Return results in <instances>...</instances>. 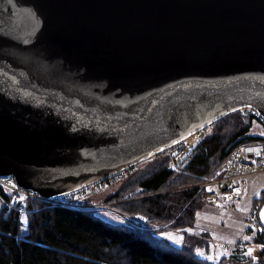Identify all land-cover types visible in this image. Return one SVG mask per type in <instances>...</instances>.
Masks as SVG:
<instances>
[{
	"label": "water",
	"instance_id": "obj_1",
	"mask_svg": "<svg viewBox=\"0 0 264 264\" xmlns=\"http://www.w3.org/2000/svg\"><path fill=\"white\" fill-rule=\"evenodd\" d=\"M243 108L264 119V0H0V175L41 200Z\"/></svg>",
	"mask_w": 264,
	"mask_h": 264
},
{
	"label": "trees",
	"instance_id": "obj_2",
	"mask_svg": "<svg viewBox=\"0 0 264 264\" xmlns=\"http://www.w3.org/2000/svg\"><path fill=\"white\" fill-rule=\"evenodd\" d=\"M252 122L243 112L219 119L206 129L198 152L177 175L168 169L165 156L136 166L119 190L105 199L116 203L113 212L125 217L121 225L101 221L92 209L41 199L27 198L19 209V203L11 204L12 193L0 185V264H264V234H253L250 240L260 247L257 262L238 251L204 259L198 251L209 254L207 236L183 233L178 247L157 235L195 227L203 205L194 185L210 176L229 151L261 139L249 133ZM263 201L261 192L252 204Z\"/></svg>",
	"mask_w": 264,
	"mask_h": 264
},
{
	"label": "built area",
	"instance_id": "obj_3",
	"mask_svg": "<svg viewBox=\"0 0 264 264\" xmlns=\"http://www.w3.org/2000/svg\"><path fill=\"white\" fill-rule=\"evenodd\" d=\"M239 112L250 116L264 129V119L256 111L250 108H243ZM204 130L201 129V131L191 134L189 138L165 148L163 152L161 151L156 156L168 157V169L176 175L179 174L189 162L190 157L198 152L201 147L202 141L206 136ZM247 148L251 149L249 151L250 157H247ZM133 168L122 169L112 175L110 174L101 181L90 183L88 186L85 185L75 192L73 191L63 196H55L50 200L44 199V201L49 204H59L62 207L84 208L86 205L77 202L81 197L101 192V189L108 184H113L123 178L126 179ZM258 177H264V139L240 145V147L238 146L229 151L214 172L210 176L203 178V181L194 185V187L198 189L199 199H201L203 206L230 205L241 202L247 196L248 181ZM0 185L12 193L11 204L19 203V209H22L23 203L27 198L40 199L32 190L18 186L12 175H0ZM110 206L112 205H107V207ZM260 206L261 204L251 205L250 212L246 217L247 227L239 238L232 241L231 244L227 242L215 243L216 247L222 249L225 253L231 254L233 251H238L244 258H255V248L258 247V244L254 245L250 240H252L253 234H264V228L258 218Z\"/></svg>",
	"mask_w": 264,
	"mask_h": 264
},
{
	"label": "rangeland",
	"instance_id": "obj_4",
	"mask_svg": "<svg viewBox=\"0 0 264 264\" xmlns=\"http://www.w3.org/2000/svg\"><path fill=\"white\" fill-rule=\"evenodd\" d=\"M206 129L204 130V134L206 133ZM249 133L251 136H259L261 139H264V129L255 120H253L252 125L250 126ZM135 168L136 167L130 170V174ZM129 175H127L126 179L123 178L113 184H108L105 188L101 189V192L99 191L96 194L81 197L77 202L86 205V207L81 209L94 210L96 215L101 218V221L111 223L114 226L124 224L125 217L114 213L112 210V207H115L116 203L105 202V199L111 194L113 195L116 193L119 190L121 183L126 181ZM248 184L249 189L247 190V196L244 197L241 202L230 205L217 204V206H201L200 213L195 217L196 225L192 230L186 229L183 232L167 230V232H159L157 235L166 240L168 239L171 244L178 247L181 242H183V233L189 234L190 236H207L211 238L210 241H208V249H210L209 254L205 256L206 252L202 249L198 251L199 256L204 257V259L207 260H217L219 257L227 255L222 249L217 248L215 243L227 242L231 244L232 241L241 236L240 234H242L247 227L246 217L250 212L251 205H253L252 202L255 198L259 197L261 192H264V177L254 178L253 180L251 179L248 181ZM108 204H111L112 206L107 207ZM154 228L156 227L154 226ZM25 230L26 221L24 216H21V231L24 232ZM259 249L260 247L255 248V254H257ZM249 259L257 262L256 258L250 257Z\"/></svg>",
	"mask_w": 264,
	"mask_h": 264
}]
</instances>
